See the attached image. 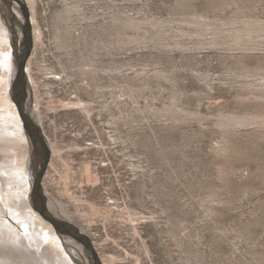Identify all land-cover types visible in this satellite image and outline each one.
Listing matches in <instances>:
<instances>
[{
	"label": "rangeland",
	"instance_id": "374dc122",
	"mask_svg": "<svg viewBox=\"0 0 264 264\" xmlns=\"http://www.w3.org/2000/svg\"><path fill=\"white\" fill-rule=\"evenodd\" d=\"M33 1L44 185L72 224L115 264H264V0Z\"/></svg>",
	"mask_w": 264,
	"mask_h": 264
},
{
	"label": "bare ground",
	"instance_id": "6f19581e",
	"mask_svg": "<svg viewBox=\"0 0 264 264\" xmlns=\"http://www.w3.org/2000/svg\"><path fill=\"white\" fill-rule=\"evenodd\" d=\"M26 4L30 11L34 39L33 48H35L38 39L35 26V2L28 0ZM4 6L5 4L0 0L2 10ZM34 51L35 49L26 69L30 80V62ZM11 52V37L0 12V264H79L77 260H81L82 247L72 240L66 239L64 243L53 227L44 221L29 204L32 183L30 146L22 129V121L18 110L8 92L14 73ZM29 88L32 102L30 84ZM36 106L32 108L31 104V115L41 125L50 146L52 153L49 163L50 168L53 165L56 150L52 145L53 143L51 144L53 141L50 142L48 135L45 133L44 123L40 116L41 112L37 111ZM66 107L79 108L84 112L89 110V104L81 101L70 102ZM46 195L49 208L54 216L69 223L82 219L81 214H73L61 203L58 204L57 201H52L47 191ZM92 207H95V205H92ZM83 221L79 226L74 222L73 225L82 233V229L87 233L102 264H115L113 255H107L108 257L105 258L101 254L100 245L98 246L94 242L93 225L89 223V220ZM83 263L88 264V261L85 259Z\"/></svg>",
	"mask_w": 264,
	"mask_h": 264
},
{
	"label": "water",
	"instance_id": "95a60500",
	"mask_svg": "<svg viewBox=\"0 0 264 264\" xmlns=\"http://www.w3.org/2000/svg\"><path fill=\"white\" fill-rule=\"evenodd\" d=\"M2 1L5 6L3 10L0 8V12L11 37V54L14 62L13 79L8 92L18 110L22 129L30 146L32 183L29 204L44 221L53 227L64 243L66 239L72 240L82 247L83 253L80 254L82 261L78 260L79 264H83L84 256L88 264H102L90 238L72 223L54 216L49 208L44 178L51 160V149L41 125L31 115L32 102L26 70L34 47L30 11L25 0Z\"/></svg>",
	"mask_w": 264,
	"mask_h": 264
}]
</instances>
